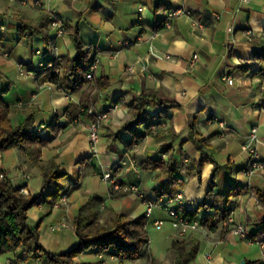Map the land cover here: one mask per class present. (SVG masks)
Listing matches in <instances>:
<instances>
[{"label": "crops", "instance_id": "obj_1", "mask_svg": "<svg viewBox=\"0 0 264 264\" xmlns=\"http://www.w3.org/2000/svg\"><path fill=\"white\" fill-rule=\"evenodd\" d=\"M41 1L45 8L61 13L65 26L81 27L84 42L96 45L98 75L105 72L111 79L110 87L95 108L108 112V117L101 123L100 139L94 144L87 127L91 119L79 107L82 92L72 94L51 79L52 69L43 66V56L38 54V50L44 51L53 43L59 55L75 56L74 41L69 34L68 43L56 35L47 44L37 36L32 48L20 35L18 26L24 20L39 25L40 8L35 7L34 0H0V90H6L2 99L12 109L14 125L33 115L35 124H47L44 133L49 139L35 161L29 160L19 147L0 150V172L16 186H26L31 194H43L40 203L30 210V217L40 222L41 241L46 248L63 252L78 244L74 219L93 195L102 196L108 209L130 218L144 214L146 206L138 195L115 191L102 175L111 172L121 183H137L152 200L158 182L154 172L141 169L140 161L147 156L166 157V144L176 149L182 166L178 175L186 181L182 198L172 201L169 207L193 209L206 194L214 164L206 163L201 176L189 179L192 159L199 160L202 156L190 135L192 119H196L200 137L210 145L208 152L220 164L215 190L226 192L244 186V191L235 197L232 215L255 231L253 221L264 216V205L256 193V187H264V170L248 172L250 154L243 145L251 128L257 125L260 139L257 149L264 158V110L259 109L264 104V63L255 55L256 48L264 50V0H163L167 6L158 11L154 8L159 0ZM172 9L182 12L170 19V27L154 30L152 27L166 21ZM95 32V37L84 38ZM260 33L263 36H258ZM195 54L198 58L192 64ZM129 65L135 67L134 72L128 70ZM229 76L233 83L226 79ZM144 87L160 88L182 106L170 109L169 117L164 119L167 125L155 135L137 138L133 146H127V139L134 134L122 132L116 139L109 133L119 132L131 117L130 101ZM56 121L60 124L58 133L49 128ZM144 128L145 125L138 130ZM64 138L67 140L61 145ZM87 155L83 162L81 159ZM52 158L57 159L66 175L43 189L42 169ZM25 172L31 175L30 179H25ZM56 186L69 194L68 211L50 205L48 194ZM154 212L153 221H171L164 207H157ZM52 225L59 226L57 231L51 230ZM223 229H226L223 224L212 228L206 223L197 230L201 233L200 249L189 264H241L242 258L246 264H264L260 244H248L250 247L242 249L240 237L232 232L223 233ZM176 233L170 237V248ZM172 257L175 263L176 253ZM77 259L85 264L127 261L112 251L97 249L85 251ZM12 262L50 264L26 260L17 251L0 255V264Z\"/></svg>", "mask_w": 264, "mask_h": 264}, {"label": "trees", "instance_id": "obj_2", "mask_svg": "<svg viewBox=\"0 0 264 264\" xmlns=\"http://www.w3.org/2000/svg\"><path fill=\"white\" fill-rule=\"evenodd\" d=\"M167 6L163 0H159L154 11ZM52 18L35 25L29 21H23L18 26L21 36L25 37L34 45V39L40 36L44 41L54 40L56 34L50 28ZM163 21L160 25L153 26L154 30H161L165 27ZM64 23V22H63ZM64 28L74 41L76 48L75 56L69 54L59 55L47 47V49L38 50V54L43 56V66L52 69L51 79L57 81L60 86L70 92L76 93L83 91L79 107L81 113L91 120H94L97 112L96 105L101 100L104 93L111 84L110 76L102 72L98 75V70L92 79L87 77L90 71L91 63L97 57V49L94 44H86L81 36V27L79 25H67ZM54 34V35H53ZM255 55L259 61L264 63V50L255 49ZM52 64V65H50ZM6 90H0V150H7L19 147L24 155L31 161L40 158L42 149L49 139L44 133L47 127L46 123L42 130H36L35 118L33 115H27L24 121L14 125L10 116V107L5 103L4 94ZM181 107L175 99L169 97L160 88L144 87L137 93L129 104V113L131 117L121 126L114 135L116 139L121 137L122 132L134 134L127 139L126 145L133 146L137 138H143L148 135H155L160 128L167 125V119L170 115V109ZM90 120V121H91ZM145 125L143 131L138 128ZM191 138L196 143L197 149L201 152V159H192L193 164L188 170L189 179L195 176H201L206 163H213L214 169L209 183V187L202 200L196 203L193 209L183 208L181 211L190 219L198 217L209 227H216L222 224L233 213V203L235 197L244 191V186H237L229 191H216V173L220 169V164L216 158L208 152L209 143L200 137L196 127V119L190 121ZM60 127L58 122L49 124L50 131L55 132ZM166 157H144L140 162L142 170L154 172V179L158 185L154 188L155 197L153 201L158 204L163 198L169 200L175 199L186 186V181L178 175L181 173L182 166L178 162L176 149L171 144H166ZM88 157H86L87 159ZM2 173V172H0ZM43 189L49 187L53 182L66 175L61 172V164L56 158H52L42 169ZM23 186H16L13 181L7 177H0V255L20 252L26 260L45 261L50 264H85L78 261V256L90 249H97L99 252L112 251L120 259L135 260L140 258L149 250L150 237L147 229L146 213L137 218H130L123 213H117L110 219L102 221L104 198L100 195L91 196L88 201L81 206L74 219L75 231L79 242L73 248L63 252H53L46 248L41 241L40 222H35L30 217V210L40 203L43 194L33 195L22 192ZM256 193L260 202L264 205V187H256ZM62 194V189L56 186L48 194L51 198L50 205ZM179 208V207H176ZM256 228L250 231L249 237L252 239H264V216L252 223ZM223 233L230 231L225 227ZM199 238L194 237L190 240H181L174 238L172 249L176 253L174 264H189L197 257L200 249ZM17 264V263H8ZM162 264H168L163 262ZM247 264H249L247 262Z\"/></svg>", "mask_w": 264, "mask_h": 264}, {"label": "built area", "instance_id": "obj_3", "mask_svg": "<svg viewBox=\"0 0 264 264\" xmlns=\"http://www.w3.org/2000/svg\"><path fill=\"white\" fill-rule=\"evenodd\" d=\"M243 1H249V0H243ZM34 5L35 6H42L43 2L41 0H34ZM144 6L140 7V10L143 11ZM182 12L181 9H172L168 11V19L165 22L166 27L171 26V18L177 15L178 13ZM52 23H51V28L53 29L54 33L59 36V37H64L65 35V28H64V23L59 17H54V15L51 17ZM2 29H4V26H1ZM249 32H252V30H249ZM258 36H263V33H260ZM52 48L56 50V47L53 45ZM169 57V56H168ZM198 58V55L195 54L193 58L191 59L192 64H195L196 59ZM99 59L96 57V59L91 63L90 66V71L87 74V77L89 79H92L97 72L99 68ZM52 65V64H50ZM128 70L130 72L135 71V67L132 65L128 66ZM228 79L229 83H233L234 79L232 77H226ZM263 85V92H264V78L262 81ZM260 110H264V104L259 108ZM95 117L94 120L92 119L89 122L88 125V130H89V138L90 141L93 142L94 144L99 141L100 139V127L101 123L108 117V112L106 111H97L94 112ZM44 125H36L35 129L36 130H42ZM258 126L255 125L251 128V133L248 135L246 143L243 145V149L246 150L250 154V161L248 164V172L250 174L255 173L257 170H264V158L261 157V154L259 153L257 149V144L259 143V135H258ZM6 174L4 172L0 173V177L4 178ZM25 179H30V175L25 174ZM102 179L109 182L114 189H121L123 188L125 191H129L132 193H135L138 195L139 199L142 200V203L145 204L146 206V216L148 219H152V215L154 214V211L157 207H164L167 209V212L171 218V222L173 226L177 229V233L181 238L185 237L189 231H197L202 229L203 227L206 226V223L202 221L200 214L198 217L194 219L188 218L179 208H176L175 206H170L169 204L174 201V200H180L181 194L178 195L175 199H171L168 201H161L160 203L156 204L153 199L148 198L147 195L144 193V191L140 188V186L137 183H120L116 177L113 175L111 172H105L102 175ZM22 192L25 194H28L26 186L22 187ZM69 204V194L67 192L62 193L56 201L53 202L51 205L53 208H67ZM169 207V208H168ZM156 227L158 229L162 228L163 225V220H155L154 221ZM224 227H229L230 231L235 234V236H239L241 239H245L250 243H258L261 245V247L264 250V240L263 241H257L255 239H252L249 237L250 235V229L245 223L239 222L235 219V217L231 214L228 219H226L223 223ZM63 226H66V223L63 224ZM59 228L58 225H52L51 230L52 231H57Z\"/></svg>", "mask_w": 264, "mask_h": 264}, {"label": "rangeland", "instance_id": "obj_4", "mask_svg": "<svg viewBox=\"0 0 264 264\" xmlns=\"http://www.w3.org/2000/svg\"><path fill=\"white\" fill-rule=\"evenodd\" d=\"M35 7H38L40 8L42 14L41 15V19L42 21L41 22H44L46 21L48 18H51L53 15L54 17H59L61 20H62V17H61V13H58L56 11V9H47L45 8L44 6V3L42 6H35ZM63 21V20H62ZM40 22V23H41ZM51 26V24H50ZM52 27V26H51ZM50 27V28H51ZM53 31V29H52ZM94 33H92L91 35H93ZM97 35V33L95 32V34L92 36V37H89L88 35H84V38L86 40H89L93 37H95ZM64 38L67 43L69 42V36H68V33L66 32V29H65V35H64ZM102 42V41H101ZM49 46V45H48ZM50 46L52 47L53 46V43H50ZM72 47V46H71ZM55 49V48H54ZM58 50V51H57ZM57 50H54V51H57L59 52V49ZM68 50V49H67ZM70 51V50H68ZM72 51V49H71ZM37 57V56H36ZM38 58V57H37ZM82 92V95H83V91H80ZM78 93V92H76ZM72 94H75V93H72ZM79 94V93H78ZM64 94L60 95V97H63ZM65 98V97H64ZM39 125V124H37ZM87 125H89V122L87 123ZM88 127V126H87ZM60 131V129H57L55 130V133H58ZM89 135V133H88ZM62 139V138H61ZM66 138H64L63 140H61V145H64V143L66 142ZM60 145V146H61ZM86 157H89V155H87ZM86 157H83L81 160L84 162L86 160ZM27 172H25L26 174ZM28 175H30L29 173H27ZM116 177V176H115ZM30 178H31V175H30ZM105 181V180H104ZM119 181V180H118ZM107 182V181H106ZM120 182V181H119ZM109 183V182H108ZM121 183V182H120ZM124 185V183H122ZM110 185V183H109ZM27 188V187H26ZM114 189V188H113ZM115 191H119V192H129V191H125L123 188L117 190V189H114ZM28 193H31L29 189H27ZM118 193V192H116ZM154 199V198H152ZM69 207H70V204H68L67 208H63L65 211H68L69 210ZM57 209H60V208H57ZM144 211H146V207L144 208ZM117 212L115 211H112L111 209H108L107 207L103 206V218H102V221L104 220H107V219H110L111 217H113L114 215H116ZM153 218H155V212L154 214L152 215V219H147V229H148V234H149V237H150V246H149V250L144 253V255H142L140 258L136 259L137 261H132V262H128L130 260H127V261H124L123 264H162L163 262H166L168 264H174V257L173 254H175V251L172 250V248H170V244L168 243L170 241V237L173 233H176V228L173 226L172 222L170 220H166V219H162L163 220V225H162V228L158 229L156 227V225L154 224V221H153ZM75 226V225H74ZM176 229V230H175ZM227 230V229H226ZM227 233H231V231H227ZM200 232H195V233H190V234H187L185 237L181 238L179 236L178 233H176V235L174 236L173 235V239L174 238H179L180 241L181 240H190L191 238H194V237H199L200 236ZM219 239V237L217 238V240ZM241 239V238H240ZM242 242V245H241V248L242 249H246V247H250V245H253L252 243L248 242L247 240L245 239H241L240 240ZM250 244V245H248ZM255 244V243H254ZM170 248V249H169ZM172 251V253H171ZM199 252V251H198ZM169 253V254H168ZM172 255V256H171ZM198 255V254H197ZM200 257V255H199ZM204 257L206 258L207 257V254L205 253L204 254ZM245 258H242L241 259V262L244 260ZM107 262V261H106ZM105 264H110L109 262L105 263ZM190 264H193V263H190Z\"/></svg>", "mask_w": 264, "mask_h": 264}, {"label": "water", "instance_id": "obj_5", "mask_svg": "<svg viewBox=\"0 0 264 264\" xmlns=\"http://www.w3.org/2000/svg\"><path fill=\"white\" fill-rule=\"evenodd\" d=\"M241 264H246V260L244 259V260L241 262Z\"/></svg>", "mask_w": 264, "mask_h": 264}]
</instances>
